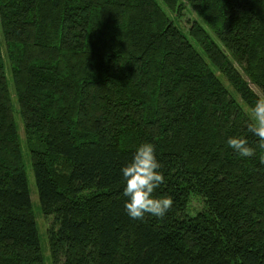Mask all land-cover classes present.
<instances>
[{"label": "trees", "instance_id": "trees-1", "mask_svg": "<svg viewBox=\"0 0 264 264\" xmlns=\"http://www.w3.org/2000/svg\"><path fill=\"white\" fill-rule=\"evenodd\" d=\"M185 1L187 31L162 5L182 0H0V264H45L8 76L53 264H264V150L236 97L264 96V0ZM143 143L163 219L124 207Z\"/></svg>", "mask_w": 264, "mask_h": 264}, {"label": "clouds", "instance_id": "clouds-1", "mask_svg": "<svg viewBox=\"0 0 264 264\" xmlns=\"http://www.w3.org/2000/svg\"><path fill=\"white\" fill-rule=\"evenodd\" d=\"M252 112L248 131L259 138L258 147L264 150V97L256 101ZM227 144L241 157H252L255 154V149L243 137H230ZM261 163H264V157H261ZM161 167L156 158L155 146L143 143L136 149L131 162L121 169L125 181L123 195L128 198L124 207L131 219L144 220L146 215L163 219L171 210V196L156 198L153 195L165 182Z\"/></svg>", "mask_w": 264, "mask_h": 264}, {"label": "rangeland", "instance_id": "rangeland-1", "mask_svg": "<svg viewBox=\"0 0 264 264\" xmlns=\"http://www.w3.org/2000/svg\"><path fill=\"white\" fill-rule=\"evenodd\" d=\"M182 1H183L182 2L183 9L181 11V15H179V16L177 15L178 14L177 12L170 13L168 11V9L166 8V6L164 4H162V5L165 8L166 12L169 13L170 17L175 19L177 25H179L181 28H184V30L187 31L190 28L191 24L194 22V20L201 21V19H200L198 13L196 12V10L189 3H187L185 0H182ZM8 80H9L10 90H11L12 99H13L12 100L13 101V113H14V117H15V120H16L18 128H19V131H20L23 160H24L25 170H26V174H27V178H28V184H29V189H30V196H31V200H32L33 211L35 214L36 223H37V227H38L41 250H42L43 257H44V263L45 264H53L51 252H50V246H49L48 225L45 222V218H44V215L42 213L41 206H40L38 190H37L35 175H34L33 166H32V159H31L30 153L27 149V145L25 142L23 120H22L21 115H20L19 110H18V104L16 101L13 83L11 81L10 76H8ZM224 83L231 90L233 89L229 85V82H227L225 80ZM251 86H252L253 90L260 97H264L263 94L258 89V87H256L255 85H251ZM236 97L240 101V103L242 104V106L244 107L246 112L251 117H253V112L249 108V106H247L245 103H243L238 96H236Z\"/></svg>", "mask_w": 264, "mask_h": 264}]
</instances>
